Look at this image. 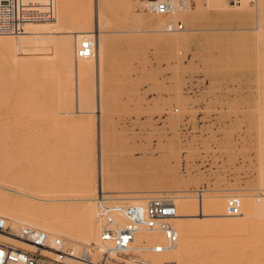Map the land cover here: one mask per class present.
<instances>
[{
    "label": "rangeland",
    "instance_id": "374dc122",
    "mask_svg": "<svg viewBox=\"0 0 264 264\" xmlns=\"http://www.w3.org/2000/svg\"><path fill=\"white\" fill-rule=\"evenodd\" d=\"M155 1L54 0L53 19L30 23L22 35H0V196L14 207L23 200L13 189L41 193L27 175L51 157L78 156L83 160L34 182L84 177L95 192L94 206L103 192L120 204L134 203L118 197H145L140 203L181 195L197 202L202 196L250 203L257 197L262 204L264 0H249V6L239 0H175L174 15L156 12ZM169 22H182L184 30L168 32ZM84 39L93 40L95 50L77 60L75 44ZM53 139L59 152L49 156ZM80 191L56 186L48 194L53 200L40 201V208L56 213V222L72 218L57 214L66 202L60 198ZM226 209L206 219L226 220ZM262 217L241 223L231 218L236 223L218 236H196L194 255L205 258L203 264H264ZM99 232L98 221L94 241ZM159 257L152 258L177 260Z\"/></svg>",
    "mask_w": 264,
    "mask_h": 264
},
{
    "label": "built area",
    "instance_id": "2783aa9c",
    "mask_svg": "<svg viewBox=\"0 0 264 264\" xmlns=\"http://www.w3.org/2000/svg\"><path fill=\"white\" fill-rule=\"evenodd\" d=\"M156 12L174 15L175 0H156ZM54 18V0H0V35L25 34L32 22ZM168 32L184 30L182 22H169ZM91 39L75 44V57H90ZM100 222L98 239L80 242L45 226L0 213V264H170L152 257L168 253L179 244V218L175 203L149 198L142 203L120 204L101 193L95 201ZM235 206L229 208L236 214ZM148 239L139 242V235Z\"/></svg>",
    "mask_w": 264,
    "mask_h": 264
},
{
    "label": "bare ground",
    "instance_id": "6f19581e",
    "mask_svg": "<svg viewBox=\"0 0 264 264\" xmlns=\"http://www.w3.org/2000/svg\"><path fill=\"white\" fill-rule=\"evenodd\" d=\"M239 3L242 4V5L249 6L248 5L249 0H239ZM71 33L75 34L76 39L78 40V38L80 36L78 33H80V32L75 31V32H71ZM75 36H74V38H75ZM69 51L70 50L68 49L67 53H69ZM72 51H74V50H72V48H71V51H70L71 54L69 53L70 57H71V55H73ZM71 59H72V57H71ZM17 116L18 117H22V119L24 117H26L23 114H19ZM50 145L52 147L49 146V150L47 152L49 154V156L57 154L59 152L57 150V148L59 147L58 141L53 139V140H51V144ZM101 150H102V148H101ZM105 152H106L105 150L101 151L102 154L105 153ZM122 152H124V151H122ZM125 152L126 153H131V152H133V150H131L129 148H126ZM102 154H100V155H102ZM123 155H121V157H123ZM75 156H77V155H75ZM121 157H120V159H121ZM82 160H83L82 156L81 157H79V156L78 157H74V158H72L70 160H56V159H53L51 157L49 159V161L47 162V164L44 165V166H41L40 169L37 172H35V173L32 172L30 175H27L28 184L29 183L30 184H36V186L39 187L41 193L34 192V193L30 194V193H27L28 191L26 192L25 190L22 191L20 189L19 190H14L13 189V191H15L20 196H22L21 198L23 200V203H19L17 206L14 207L12 205V203L10 202L8 197L0 196V213L6 215L8 217H11V218L18 219V220H21V221H24V222L33 223V224L44 225L42 223H47L48 225L51 226V229L55 228V230L57 228H60L62 230L63 229H67L66 233L64 231H61V230H58V232L64 234L67 237H71V238H73V239H75L77 241H80V242H91L92 240L94 241V239H95V237L97 235L98 218H97L96 210H95L96 206H94V204H93V201H94L93 195L95 194V192L89 186V184L87 183V182H91V181L87 180L84 177H75L76 180L78 179L80 182L79 181L70 182L73 179L72 177H71L72 179L69 177L71 180L69 178L66 179V180L65 179L62 180V178H58L57 177L55 179H58L59 182H34L35 180H43L45 178H49L51 176L50 175L51 174L50 171H53V172L64 171L72 164V162L76 163V162H80ZM101 160H102L101 161V166H102L101 168L102 169H101V182H100L101 184L100 185H101V188L103 189V184H104L103 179L106 176V174H105L106 171L104 172V168H106V167H104L103 164H104L106 159L104 160V159L101 158ZM124 161H126L128 163V160H126V158H124L123 162ZM131 161L134 162L135 164L137 162H138V164H140V162L135 160L134 157H133V160H131ZM145 161L143 160V162H145ZM143 162H142V165H143ZM151 162H152V160H151ZM152 163H154V162H152ZM144 164H146V162ZM125 166L127 167L128 165H125ZM125 166H124V169H125ZM133 166H134V164H133ZM143 167L145 168L146 166H143ZM44 168H48L49 172L45 173L44 172ZM147 168H150V165ZM123 170L121 172H123ZM125 170L127 171L128 167ZM131 171H132V173L139 172L138 170L134 171L132 169H131ZM125 172H123V173H125ZM127 173L128 172H126V174ZM129 173H131V172H129ZM139 174H140V172H139ZM108 175H110V174H108ZM123 176H122V178H123ZM24 177L26 178V176H24ZM139 177H140V175H139ZM61 180H62V182H60ZM106 181H107V178H106ZM120 181L123 182L122 179ZM136 181H138V179H136ZM131 183H132V181H131ZM106 184H107V182H106ZM126 185H127V183H126ZM128 185H130V184H128ZM56 186H65V187L70 188L71 190L76 189V188H80L81 189L80 193L76 197H69L66 200H64V199L61 200V198H60V201H66V202L63 203L60 207H58L57 214L72 215L73 216L72 218L71 217H66L67 219L63 217V219L60 222H56L54 220V215L56 213L50 214L48 211H45V210L41 209L44 205H40V201L44 202V201H52L53 200V198L51 196H49L48 194H49L50 190L52 188L56 187ZM94 187L96 189V186H94ZM102 189H101L100 192H97V193H101ZM118 193L119 192H117V194ZM175 196H177V195H175ZM181 196L180 197H173L174 198L173 202L175 203V205L177 207L178 216H179V218L175 221V224H176V226H177V228L179 230V237H180V241H181V247H179V249H174L173 251H170L168 253H164V254H161V255L157 256V257L161 256V257H159L161 259L165 258V259H168V260L172 259L173 257H176L177 258L176 261H174V260L169 261V262L167 261L170 264H203V261H204L205 258L195 256L194 253H193L194 252L193 249L196 247L195 241L193 242V240H195L194 238L196 236L202 235V234H213V235L218 236V234H220V231L222 229L225 231V230L231 228L232 225L236 223V221H234L235 219L233 220L231 218L239 217L240 218V222L239 223H241V222H247V221H249L252 218L254 220L253 222H255L256 220L254 218L264 216V201L262 202V204H260L261 202L259 204H257L258 202L255 201V200L258 199L257 197H256V199H253V202L250 203V201H248V200H247L248 202L245 201V200H239L238 199L239 197L235 198V196H234V198L230 197V199L226 197L227 199H225L224 201H221V199H220V201H214V200L210 199L212 197L209 198V197L202 196V199H201L200 202H197L196 200H193V199L191 200L190 199L191 197L188 198V197H184V196L181 197ZM27 198H30L31 201H27ZM118 198H120L119 200H121V199H124L125 201L128 200L130 202H133L134 204L138 203L140 199H145V197H141V196H136V197H133V196L130 197L129 196V197H122V198L118 197ZM193 198H194V196H193ZM196 198H198V197H196ZM222 198H223V196H222ZM241 201H243V202H241ZM140 203H142V202H140ZM237 203L238 204L240 203L242 207L241 208H237L238 212L236 214H226L225 216L228 219L220 221V222H215V221L213 222V221H209V219H206V218H209V217L216 216L218 214L220 215V213L223 212V209L225 207L227 208L226 211L228 212L229 211L228 210L229 205L232 204V205H230V207H231V206H235V204L237 205ZM199 207H200V213H197ZM39 209H41V210H39ZM39 211H41V212H39ZM44 212L46 213L47 216L48 215H50V216L49 217L44 216V214H45ZM20 216H22L24 218H22ZM225 216H221V217H225ZM182 217L191 218V219H193V221H184L182 219ZM262 218H264V217H262ZM238 221L239 220H237V222ZM243 224H245V223H243ZM261 225H264V223L261 224ZM261 225L259 226V228L261 227ZM248 226H249V224H248ZM255 229H257V228H255ZM235 230H237V227H236ZM67 231L71 232V233L73 232V233H75L77 235L73 236V234L72 235L68 234ZM213 235H210V236H213ZM262 237H264V236H262ZM204 238L207 239L208 236L207 237H203V239ZM146 239H148V235H146V234H140L139 235V242H141L142 240H146ZM199 239H200V237H199ZM217 239H219V238H217ZM253 242H255L254 239H253ZM263 245H264V243H263ZM245 247H247V246H245ZM248 247H249V245H248ZM251 247H253V244H252ZM258 247H260V246L258 245ZM247 249H249V248H247ZM250 249H252V248H250ZM257 249H259V248H257ZM244 250L245 249H243V251ZM240 252H241V249H240ZM252 252L254 253V251H252ZM260 252H261V250H260ZM206 257L210 258V255L208 254ZM256 258L258 259V257H256ZM260 259L262 260V258H260Z\"/></svg>",
    "mask_w": 264,
    "mask_h": 264
}]
</instances>
